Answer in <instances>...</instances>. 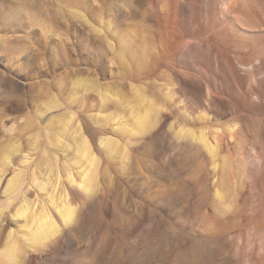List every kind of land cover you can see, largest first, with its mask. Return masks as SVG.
<instances>
[{
	"label": "rangeland",
	"instance_id": "rangeland-1",
	"mask_svg": "<svg viewBox=\"0 0 264 264\" xmlns=\"http://www.w3.org/2000/svg\"><path fill=\"white\" fill-rule=\"evenodd\" d=\"M211 1L0 0V253L40 247V217L16 214L54 198L65 163L106 208L79 197L80 227L34 253L42 264H264V27L234 18L246 3L264 15V0ZM107 61L142 71L110 79ZM170 67L196 79L184 94L207 112L169 119Z\"/></svg>",
	"mask_w": 264,
	"mask_h": 264
},
{
	"label": "bare ground",
	"instance_id": "bare-ground-1",
	"mask_svg": "<svg viewBox=\"0 0 264 264\" xmlns=\"http://www.w3.org/2000/svg\"><path fill=\"white\" fill-rule=\"evenodd\" d=\"M215 0H212L211 2H214ZM232 1V0H231ZM230 0H225L224 1V4H223V7L224 9H228L230 10L233 6H234V3H232ZM234 1V0H233ZM219 2V0L217 1ZM223 2V1H222ZM235 2V1H234ZM169 10L170 11H173L175 12L177 10V6H178V3H177V0H169ZM215 3V2H214ZM246 3V1H245ZM244 3V4H245ZM211 4V3H210ZM216 4H219V3H216ZM215 4V5H216ZM222 4V3H221ZM236 4V3H235ZM168 5V4H167ZM209 5V4H208ZM237 5V4H236ZM214 6V5H213ZM238 6V5H237ZM237 6H234V7H237ZM242 6V5H241ZM168 7V6H167ZM233 7V8H234ZM188 12H192L194 11V5L193 3L190 1L188 2L185 7H184ZM222 8V7H221ZM232 8V9H233ZM238 8V7H237ZM231 9V10H232ZM235 9V8H234ZM222 10V9H221ZM238 12L235 14L234 18L236 19L237 23H238V26L242 27V28H247V29H259L260 27H264V18H262L261 16L264 17V15L260 14L258 8L256 6H253L252 8L250 9H247V3H246V7H242V9H236ZM235 10V12H236ZM223 11V10H222ZM230 15V14H229ZM177 22V20L175 19L174 20V23L175 24ZM225 60V59H224ZM264 62V60H263ZM227 64V63H225ZM224 64V65H225ZM226 67V66H225ZM141 74V73H140ZM161 88V87H160ZM166 90V89H165ZM212 90V89H211ZM255 95L254 93L252 94V96ZM258 97V96H257ZM253 98V97H250V99ZM87 101V100H86ZM84 103V102H83ZM87 103V102H86ZM88 105V103L86 104ZM157 105V104H156ZM174 115V114H172ZM82 118L84 119L86 125L87 123L89 124L88 122V118L86 115H82ZM84 126L85 130L88 132V126ZM237 127V126H236ZM142 130V129H141ZM202 130V129H201ZM208 130V129H207ZM210 130V129H209ZM212 131V130H211ZM105 132V131H104ZM202 132V131H201ZM206 132V131H205ZM141 133V132H140ZM203 133V132H202ZM213 133V132H212ZM205 133H203V137L206 138L204 136ZM211 134V133H210ZM231 134V133H229ZM207 137L209 138L208 136V133H207ZM211 138V137H210ZM217 138V137H216ZM48 139V138H47ZM224 139V138H223ZM204 140V139H203ZM207 140V138H206ZM210 140V139H209ZM87 141V140H86ZM213 142V140H210ZM206 142V141H205ZM218 143V142H217ZM215 143V145L217 144ZM205 144V143H204ZM224 144V143H222ZM92 145V144H91ZM206 145V144H205ZM209 145V143H208ZM210 146V145H209ZM208 147V146H207ZM212 148V147H211ZM91 150V149H90ZM214 152V151H213ZM92 155V154H91ZM217 157V156H215ZM261 157V156H260ZM89 158V157H88ZM209 158V157H208ZM264 158V156H263ZM262 158V160H263ZM256 159V158H255ZM261 159V158H260ZM58 160V159H57ZM214 161V160H213ZM218 161V160H217ZM220 161V160H219ZM259 161V159H258ZM261 161V160H260ZM215 162V161H214ZM264 162V161H263ZM218 164V162H217ZM252 165V164H251ZM262 165H264V163H262ZM30 166V165H29ZM29 166H25L24 168H21L22 169V173L24 176H27L29 175V172L28 170L30 169ZM218 167V166H217ZM259 167V166H258ZM256 166V168H258ZM253 168V167H252ZM255 168V164H254V170H256ZM262 169H264V166H262ZM33 170V169H32ZM68 167L65 166V163L63 165V171L64 172H61L62 173V177L60 178L59 177V184H58V188L56 189L57 192L54 196L53 199L49 200V201H39V202H36V203H40L39 205H37L38 209H36V211H34V208L36 205H29V206H24L23 205V208L19 209V211H17V214L16 216H26V214H28L29 210H31V213L35 212V216H32L31 214V217L29 218V221H31L32 219H35L36 220V215L39 216L40 218L37 220V222L39 221V228L37 229V231H35V238L33 239V236H32V240L37 243V244H43L42 246L40 245L39 246H33V251L30 249L28 250V252L24 253V254H20L21 252V249L19 247V244H18V241L17 239L15 240H9V238H7V240L10 241V243H6V250L4 253H0L2 256L0 257H4L3 261L5 263L3 264H18V259H21V261L19 262L20 264H23L26 262H28L29 264H42V262H40L39 260V256L38 255H35L34 253L38 252L39 254L43 253L46 251L47 248H50L52 247L53 245L55 246V243L62 237V235H65V234H70L72 231H74L76 228L80 227V223H79V220H78V212L76 211V200H78L79 197H83L84 195L89 197V201L91 199V202H89V209L91 210L90 212L94 213L97 217L99 215H101V213L104 211V209L106 208L105 204L103 203L102 201V198L100 197H95L93 196V191L92 193L91 192H85V194H83L80 190H79V187L78 186H74V183L75 182H78V184H81L82 183V180L80 179L82 177L79 176V173L78 172H75V173H71V172H68ZM71 170V169H70ZM253 170V171H254ZM212 171V170H211ZM258 171V169L256 170V172ZM262 171V170H261ZM264 171V170H263ZM216 172V171H215ZM38 173V172H37ZM78 173V174H77ZM214 173V172H213ZM35 174V173H34ZM40 174V173H39ZM80 174H82L80 172ZM218 174V173H217ZM22 175V176H23ZM33 175V174H32ZM31 175V176H32ZM84 175V174H83ZM252 175V174H251ZM36 176V175H34ZM88 176V175H87ZM29 177V176H28ZM217 177V176H216ZM254 177V176H253ZM75 178H77L75 180ZM262 178V176H261ZM22 179V177H21ZM29 179V178H28ZM35 179V178H34ZM252 179V178H251ZM250 179V180H251ZM256 179V177H255ZM26 177L23 178L20 182V186L15 189L10 195V198L8 199L7 201V205H11L13 203L12 200L9 201L10 199H18L21 198L22 196H25L26 193L29 191L28 188H29V184L26 182ZM79 180H81V183H79ZM263 180V179H262ZM70 181V182H69ZM225 181V180H224ZM35 184V183H34ZM224 184V182H223ZM33 185V184H32ZM225 185V184H224ZM223 185V187H224ZM33 187V186H32ZM92 187V186H91ZM41 189H44L46 190V186H42ZM91 189V188H90ZM224 189V188H222ZM225 191V190H224ZM219 192V191H218ZM219 193H222V192H219ZM223 195V194H222ZM225 195V194H224ZM37 197V196H36ZM49 197V196H48ZM224 197V196H223ZM50 198V197H49ZM48 198V199H49ZM85 199V198H84ZM104 199V198H103ZM221 199V198H220ZM230 199V198H229ZM7 200V199H6ZM24 200V199H23ZM20 201V200H19ZM22 201V200H21ZM85 201V200H84ZM221 201V200H220ZM229 201V200H228ZM83 203V202H82ZM88 203V202H87ZM23 204V203H22ZM5 204V206H7ZM4 206V205H3ZM8 206V207H9ZM11 207V206H10ZM199 209V208H198ZM197 209V210H198ZM229 210V209H228ZM194 211V210H193ZM196 211V210H195ZM194 211V212H195ZM230 212V211H229ZM54 215V217L58 220V224L53 220V218L51 217V214ZM223 213V212H222ZM1 214H3L1 212ZM62 214V216H60ZM195 214H198V212L196 211ZM3 216V215H2ZM232 216V215H231ZM4 218V217H3ZM1 219V218H0ZM93 219V218H91ZM95 219V218H94ZM231 219V218H230ZM100 220V219H99ZM28 221V222H29ZM102 221V220H100ZM93 224V223H92ZM96 224V222H95ZM67 225V227H66ZM89 228V227H88ZM15 238V237H14ZM18 238V237H17ZM19 240V238H18ZM46 241V242H45ZM1 243V242H0ZM34 243V244H35ZM3 244V243H2ZM1 244V245H2ZM33 244V245H34ZM0 245V247H1ZM102 245V244H100ZM5 248V247H4ZM3 248V249H4ZM2 249V250H3ZM28 249V248H26ZM99 249V248H98ZM27 251V250H26ZM99 251V250H98ZM27 254H29L27 256ZM6 258L8 259L9 263L6 262ZM42 258V257H41ZM44 264V263H43Z\"/></svg>",
	"mask_w": 264,
	"mask_h": 264
},
{
	"label": "clouds",
	"instance_id": "clouds-1",
	"mask_svg": "<svg viewBox=\"0 0 264 264\" xmlns=\"http://www.w3.org/2000/svg\"><path fill=\"white\" fill-rule=\"evenodd\" d=\"M107 66L111 73L110 79H112L115 75H135L137 72L142 71L139 66H134V64L131 63H124L118 66H113L109 61H107ZM91 69L95 71L97 76H100V73L96 70V68L91 67ZM159 75L163 76L166 81L164 86L159 89V92L161 103L166 106V110L169 112V119L171 118L172 112H176L179 115H186L190 112L193 117L197 118L199 114L207 112L203 108L194 105L189 99H187L186 95L184 94L183 85L185 84V82H187V84L189 85L198 87L197 81L194 77L186 75L185 71L180 70V68L173 67H170V70L168 71H162ZM165 89H167V91H165ZM203 91L206 93V96L208 98L205 103H208L213 99L214 94L210 95L205 90ZM156 135H158V133ZM146 138H150V141L152 143L154 136L149 135ZM4 211H8L7 207H5ZM12 218L15 219L14 216ZM24 239L30 240L31 238L29 236H25Z\"/></svg>",
	"mask_w": 264,
	"mask_h": 264
}]
</instances>
